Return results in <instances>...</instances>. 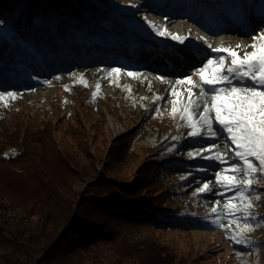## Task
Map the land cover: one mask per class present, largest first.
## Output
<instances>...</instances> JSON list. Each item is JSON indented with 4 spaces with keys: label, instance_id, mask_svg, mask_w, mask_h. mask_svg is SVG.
I'll use <instances>...</instances> for the list:
<instances>
[{
    "label": "trees",
    "instance_id": "trees-1",
    "mask_svg": "<svg viewBox=\"0 0 264 264\" xmlns=\"http://www.w3.org/2000/svg\"><path fill=\"white\" fill-rule=\"evenodd\" d=\"M3 24L0 91L17 95L0 101V201L8 198L26 215L19 219L0 214V264H187L186 257L157 242L153 231L204 230L212 222L214 214L205 202L211 192L194 194V190L198 182L211 181L215 171L210 161L186 155L187 150L212 141L192 138V147L188 142H160L157 150L149 148L148 152L154 151L151 162L138 171L133 187L107 183L105 187L113 190L78 202V176L72 169L79 170L87 161L84 154L89 149L81 148L77 157L70 143L83 146L91 133L101 131L98 124L87 131L80 123L83 109L89 119L94 117L100 96L74 80L63 87L71 97L62 98L60 109L36 107L26 98L56 75L100 67L98 61L91 67L86 48L96 33L125 37L135 34L132 28L110 0H0ZM62 109L69 138L58 136L61 119L55 112ZM174 131L185 135L188 128L180 121ZM135 141V133L121 143L115 141L116 147L122 144L123 148L113 157L117 163L137 159ZM173 145L178 150L173 151ZM92 165L90 170H80L82 177L91 178L96 163ZM254 188L264 193V185ZM259 223L264 226V220ZM259 245L264 264V240Z\"/></svg>",
    "mask_w": 264,
    "mask_h": 264
},
{
    "label": "rangeland",
    "instance_id": "rangeland-1",
    "mask_svg": "<svg viewBox=\"0 0 264 264\" xmlns=\"http://www.w3.org/2000/svg\"><path fill=\"white\" fill-rule=\"evenodd\" d=\"M110 1L135 34L120 37L114 33H96L89 39L86 48L91 55V67L96 66V61L99 62L100 67L90 69L87 66L77 75L65 73L56 75L45 88L26 97L30 105L36 104V107L46 109L50 105L60 109L62 98L71 97L63 91V87L74 80L77 84H84L95 89L96 94L100 96L99 106L93 111L94 117L89 119V112L83 109L80 123L87 131L91 124H98L99 129L102 127L101 131L91 133L88 141L84 142V147L70 143L77 157L81 155V148L89 149L88 154H84L87 161L83 160V164L79 162L82 165L79 170L72 169L78 176L76 183L78 184L76 190L78 202L113 190L112 186L105 187L107 183L133 187L139 180L138 171L151 162L150 154L154 153V149H158L160 142L161 144L176 142L172 139L175 136L181 138L177 141L179 145L188 142L192 147L190 143L194 140L191 137H187L184 133L179 135L174 133L181 120L179 114L175 118L171 115L172 102L175 98L171 96L170 90L174 88L183 99L186 98L189 87L176 84V80L188 74H192L194 81L199 80V77L195 75L196 67L200 66L206 57L215 55L207 48V45L212 44L210 42L212 33L216 35H220L221 32L226 33L221 37L217 36V42L213 48L232 47L243 55L244 51L253 50L247 47L253 43L250 39L253 30L264 28V0ZM170 20L183 23L186 29L194 28V32L200 33V36L204 38V46L195 48L197 51L192 54H187V50H181L177 46V41L156 35L146 23L150 21L160 27L166 26L169 33L175 34L169 23ZM4 27V24L0 25V29ZM193 36H195L194 33ZM223 39L225 43L218 44ZM186 45L193 47L187 41ZM237 45L243 47L237 49ZM113 68H121L122 71L118 75L109 76V71ZM128 71H134L138 75L130 77L127 74ZM160 76L165 79L161 81L157 78ZM97 85L100 86L99 89ZM199 91V88L193 89L196 95H199ZM177 107L180 108L182 105ZM55 113L56 117L58 116L57 119H61L59 122L61 132L58 136L64 135L69 138L65 131L69 125L64 117L66 110H58ZM155 114L161 118H156ZM47 115L51 116V114ZM165 116L168 117V122ZM171 128L173 132L170 134L168 132ZM131 133H135L136 137L133 148L137 159L131 164L117 163L114 158L118 156L117 153L123 152V148L122 144L116 147L115 141L121 143L125 140V136ZM87 144L88 147H86ZM149 148L153 149V153L148 152ZM9 153H13V150ZM89 158L92 161L89 162ZM91 162L96 163L94 174L91 178L82 177L80 170H90L93 167ZM209 164L213 171L219 168L216 162L210 161ZM212 179L210 182L214 187L213 175ZM95 184L100 185L93 188L92 185ZM11 203L8 198L0 201V214H8L19 219L25 218L24 211ZM206 206L208 209L212 208L209 205ZM88 208H91L90 205ZM36 219V217L33 218V222H36ZM210 224L204 230L167 227L160 230L154 229L153 234L161 245L179 256L186 257L187 264H257L252 255L249 257L247 255L244 259L238 258L223 231L210 227Z\"/></svg>",
    "mask_w": 264,
    "mask_h": 264
},
{
    "label": "snow or ice",
    "instance_id": "snow-or-ice-1",
    "mask_svg": "<svg viewBox=\"0 0 264 264\" xmlns=\"http://www.w3.org/2000/svg\"><path fill=\"white\" fill-rule=\"evenodd\" d=\"M146 23L158 36L181 44L188 40V37L169 33L166 26ZM250 39L253 43L247 47L253 50L244 51L243 55L232 47L207 45L215 55L206 57L196 67L195 75L199 80L194 81L192 74L176 80V84L189 86L186 98L182 99L174 88L170 90L175 98L171 115L175 118L179 114L188 128L185 135L212 141L187 150V157L221 165L214 173L215 189L210 181L198 182L194 194L214 192L224 198L222 208L217 201L211 212L217 217V223L226 216L229 226H236L230 239L239 244L251 243L246 233L262 226L259 221L264 220L253 211L264 195L254 188V185H264V28L254 29ZM242 47L236 46L237 49ZM121 71V68H113L109 76ZM127 74L130 77L138 75L134 71ZM157 78L165 79L163 76ZM196 88L200 89L199 95L193 92ZM16 95L0 91V101L5 96L14 98ZM172 139L179 141L181 138L174 136ZM172 150H178V145H173ZM219 226L226 227L223 223Z\"/></svg>",
    "mask_w": 264,
    "mask_h": 264
},
{
    "label": "bare ground",
    "instance_id": "bare-ground-1",
    "mask_svg": "<svg viewBox=\"0 0 264 264\" xmlns=\"http://www.w3.org/2000/svg\"><path fill=\"white\" fill-rule=\"evenodd\" d=\"M174 20V19H173ZM170 20L169 23L172 26V29H174V33L178 34L181 37H188L187 42H189V44L193 45V47L186 45V41L185 43L181 44L176 42L177 46L181 48V50H187L186 52H188L187 54H192L194 52L197 51V49L200 46H204L203 42H204V38H202L200 36V33H196L194 32V28H188L186 29L184 27L183 23H179L178 21H173ZM180 26H177V25ZM180 29V30H179ZM195 34V36L192 37V34ZM226 34L225 32H221L220 35H216V34H211V40L210 42L212 44H210L212 47L215 46L216 42H217V36L221 37V35ZM220 43V45H223L225 43V40H220L218 42V44ZM193 49H191V48ZM170 133V131L168 132ZM220 141L223 142V137L220 138ZM234 147V146H232ZM225 149H222V151H224ZM231 155V154H230ZM216 187V181L214 183V189ZM228 195H231V193H228ZM217 201H219V206L222 208L223 204H224V198L221 196H217L214 194V192H211L209 197L205 200L206 204L209 205L210 207L213 206H217ZM254 213L258 216V217H264V199L261 200L259 202V206L255 207L253 209ZM217 221V217L215 216L213 219V222L210 224V227L212 228H216V229H221L223 231V234L225 236V238L228 240L231 248L237 253V257L238 258H246L249 257L250 255L253 256V258L257 261V264H263V258L261 257V248L259 245L260 240H264V226H260L255 228L254 232H252L250 235H248V239L251 243H246V244H239L236 243L234 240L230 239V237L233 235L234 231L236 230V226L233 224L231 226H229V220L228 218L225 216L223 217L219 223H223L226 227H220L219 223L216 222Z\"/></svg>",
    "mask_w": 264,
    "mask_h": 264
}]
</instances>
